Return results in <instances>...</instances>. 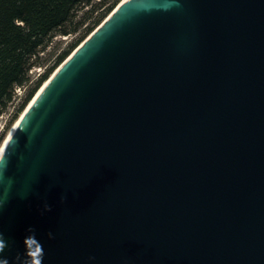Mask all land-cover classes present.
<instances>
[{
    "label": "water",
    "instance_id": "water-1",
    "mask_svg": "<svg viewBox=\"0 0 264 264\" xmlns=\"http://www.w3.org/2000/svg\"><path fill=\"white\" fill-rule=\"evenodd\" d=\"M122 1L0 156V257L264 264V0Z\"/></svg>",
    "mask_w": 264,
    "mask_h": 264
},
{
    "label": "trees",
    "instance_id": "trees-1",
    "mask_svg": "<svg viewBox=\"0 0 264 264\" xmlns=\"http://www.w3.org/2000/svg\"><path fill=\"white\" fill-rule=\"evenodd\" d=\"M122 0H0V115L14 103L15 88H25L14 107L0 146L10 128L40 87ZM81 14L78 10L84 9ZM79 36L69 42L51 65L32 79L30 71L41 67L40 54L57 35ZM28 86V87H27Z\"/></svg>",
    "mask_w": 264,
    "mask_h": 264
},
{
    "label": "rangeland",
    "instance_id": "rangeland-1",
    "mask_svg": "<svg viewBox=\"0 0 264 264\" xmlns=\"http://www.w3.org/2000/svg\"><path fill=\"white\" fill-rule=\"evenodd\" d=\"M86 9L87 8L78 10L79 11L78 14H81ZM78 36H79L78 33L70 34L67 36H62V35L55 36L52 39L50 45L46 48V50L40 54L41 61L44 62V64L40 67L41 69H39V67H34L31 70L30 74L32 76V79L33 80L36 79L38 75L42 73L48 65H51L53 60L57 57L58 54H60V52L67 46V44L72 40H74L75 38H77ZM23 94H24V90L22 92V95ZM18 102L19 99L17 98L14 101V103L9 105L8 109L0 115V133L4 131L5 129L4 127L7 124L8 119L10 118V114L13 112L14 107L18 104Z\"/></svg>",
    "mask_w": 264,
    "mask_h": 264
},
{
    "label": "clouds",
    "instance_id": "clouds-1",
    "mask_svg": "<svg viewBox=\"0 0 264 264\" xmlns=\"http://www.w3.org/2000/svg\"><path fill=\"white\" fill-rule=\"evenodd\" d=\"M46 210H50V208L46 206ZM27 231L29 234L25 236L23 240V255L21 256L20 253H17L13 258L12 264H42L43 262L44 251L42 244L37 240L33 228H29ZM51 235V233H48L49 238H51ZM30 241L39 244V247L34 248ZM8 247L9 244L4 234L0 232V254L4 253L5 249ZM0 264H10L9 259L7 257H0Z\"/></svg>",
    "mask_w": 264,
    "mask_h": 264
},
{
    "label": "bare ground",
    "instance_id": "bare-ground-1",
    "mask_svg": "<svg viewBox=\"0 0 264 264\" xmlns=\"http://www.w3.org/2000/svg\"><path fill=\"white\" fill-rule=\"evenodd\" d=\"M124 2V0L122 1ZM122 4V3H121ZM120 6V5H119ZM46 82L44 83L43 87L45 86ZM43 87L38 91L37 95L30 101V104L25 108V110L20 114L19 118L16 120V122L13 124V126L10 128L7 136L5 137L4 141L2 142L1 146H0V156L2 154V152L4 151L9 139L11 138L13 132L16 130L20 120L22 119V117L24 116L25 112L28 110V108H30L31 104L34 102V100L37 98L38 94L41 92V90L43 89Z\"/></svg>",
    "mask_w": 264,
    "mask_h": 264
},
{
    "label": "built area",
    "instance_id": "built-area-1",
    "mask_svg": "<svg viewBox=\"0 0 264 264\" xmlns=\"http://www.w3.org/2000/svg\"><path fill=\"white\" fill-rule=\"evenodd\" d=\"M39 69H41V68L39 67ZM30 72H31V71H30ZM23 90H25V88L22 87V86H18V87L15 88V100H16L17 98L19 99V98L21 97ZM15 100H14V101H15Z\"/></svg>",
    "mask_w": 264,
    "mask_h": 264
}]
</instances>
